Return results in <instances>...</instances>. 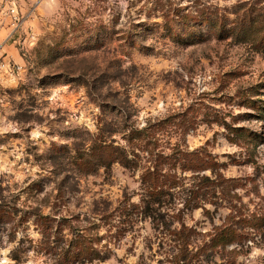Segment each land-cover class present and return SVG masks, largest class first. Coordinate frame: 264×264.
Segmentation results:
<instances>
[{"label": "rangeland", "instance_id": "1", "mask_svg": "<svg viewBox=\"0 0 264 264\" xmlns=\"http://www.w3.org/2000/svg\"><path fill=\"white\" fill-rule=\"evenodd\" d=\"M254 3L0 0V264H264V48L202 18L221 12L218 24L231 26L232 9ZM190 105L198 124L185 144L211 152L236 185L220 190L216 204L192 208L185 202L198 181L187 173L171 207L117 212L139 202L141 171L98 168L90 157L81 169L83 156L96 140L124 145L126 126ZM233 122L246 128L243 139ZM234 204L239 218L262 225L239 222V243L210 247ZM38 214L62 225L44 229ZM103 215L108 257L67 256L69 241L93 238Z\"/></svg>", "mask_w": 264, "mask_h": 264}, {"label": "trees", "instance_id": "2", "mask_svg": "<svg viewBox=\"0 0 264 264\" xmlns=\"http://www.w3.org/2000/svg\"><path fill=\"white\" fill-rule=\"evenodd\" d=\"M254 1H256L254 4H258L259 7L243 5L240 6V9H232V13L235 14V21L231 26L226 22L218 24V21L226 15L221 12L203 11L202 18L208 22L214 21L212 22L213 26L217 27L216 31L221 35L229 32L234 36L241 37L244 42H250L257 50L262 49L264 48V0ZM184 17L187 18L185 15ZM169 19L172 23L175 16H169ZM249 97L246 96L245 99L248 100ZM252 99L248 101H253ZM191 108L192 105L179 112L150 121L141 128L134 125L126 126L122 131L125 140L124 145L116 143L114 140L99 139L93 142L88 153L85 154L86 156H83L80 162L81 169L87 167L86 163L93 160L94 165L98 168L104 167L108 170L114 163H119L127 169L141 171L139 202L125 201L118 206L117 212L126 215L129 206L133 208L142 207V212L148 216H153L157 209H162L163 205L167 208L171 207L172 204L174 205L178 189L183 185V180L186 179L184 174L187 173L193 175L198 181L197 189H192L193 195L187 197L185 202L192 208H198L201 201L216 204L217 199L220 198L218 196L220 190L228 193L229 185H236L235 179L223 176L220 170L222 163L211 152L203 147L190 150L185 144L184 137L198 124V115L192 113ZM260 115L262 114L260 113ZM229 126L236 140L245 137L247 130L244 126H239L238 122H233ZM173 135H179L180 138L172 142ZM166 136H168V140H166L169 142L168 144L164 143ZM208 171L214 175V178L207 174ZM232 206L233 212L226 216L221 225H216L210 234L211 239L207 243L210 247L215 248L220 245L226 249L232 243H239V222H245L251 226L262 225L260 218L254 220L255 222L252 220L253 218H239L238 205ZM205 210L209 212L208 209ZM105 218L106 215H103L99 222H92L97 229L93 238L88 239L89 236L82 233L74 236L68 243L66 255L74 257V260L84 262L107 258L108 254H102L100 248V244L105 238L100 233V227L103 226ZM35 221L37 225L49 229L53 227L52 223L57 221V218H52L50 214H38ZM57 222L59 226L62 225L61 221ZM83 230L85 229L82 228L81 231ZM79 247L80 249L76 251ZM87 249H90L91 256L85 255ZM74 252H76L75 255Z\"/></svg>", "mask_w": 264, "mask_h": 264}, {"label": "built area", "instance_id": "3", "mask_svg": "<svg viewBox=\"0 0 264 264\" xmlns=\"http://www.w3.org/2000/svg\"><path fill=\"white\" fill-rule=\"evenodd\" d=\"M12 10L15 12V11H16V8H14V7H13V9H12Z\"/></svg>", "mask_w": 264, "mask_h": 264}]
</instances>
